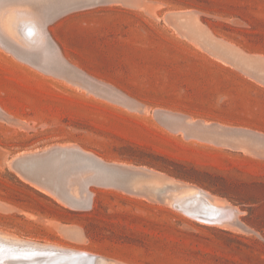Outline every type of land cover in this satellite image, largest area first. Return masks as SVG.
I'll return each instance as SVG.
<instances>
[{
    "label": "rangeland",
    "instance_id": "1",
    "mask_svg": "<svg viewBox=\"0 0 264 264\" xmlns=\"http://www.w3.org/2000/svg\"><path fill=\"white\" fill-rule=\"evenodd\" d=\"M90 1L51 22L34 4L23 6L37 11L22 19L44 23L63 73L0 43V235L112 264H264V77L194 34L264 63V0L61 7ZM4 22L3 35L18 41ZM57 147L137 173L85 186L92 168L63 164ZM45 152L47 161L13 165ZM45 183L55 193L39 186ZM84 191L88 208L59 199ZM195 191L215 198L204 208L224 222L203 224L176 208Z\"/></svg>",
    "mask_w": 264,
    "mask_h": 264
},
{
    "label": "bare ground",
    "instance_id": "2",
    "mask_svg": "<svg viewBox=\"0 0 264 264\" xmlns=\"http://www.w3.org/2000/svg\"><path fill=\"white\" fill-rule=\"evenodd\" d=\"M76 1H78V0H51V1L50 0L49 1L48 0H0V7L4 6V5H9V6L4 7V9L0 11V24L2 22H4V16H5L6 12L9 10L12 12V13H10V18L13 20L12 24L9 23V25L8 24L6 25V22H4L3 29L6 32L11 31L13 36L16 35V37L18 38V41H19V39H22V35L25 34L24 36L26 38H24L22 40L25 41L28 45H30V47L29 46L25 47L20 41L19 42L16 41L15 40L16 38L10 39V37L8 36V33H7V37H8L7 38L6 36L3 35L1 28H0V43L3 46H5L7 49H10L13 53L17 54L18 56H21L26 61H29L35 65H38L39 67L50 68V69H53L54 68L53 66H57L55 69L57 71H60L63 73V70L61 68V61L62 60L59 56L56 55V53L54 52L56 50H53L52 46L48 42L47 36L45 34L44 23L42 21H41L42 22L41 23L40 18L38 17L40 26H37L38 27L37 28L36 27L37 24L35 25L34 23H32V21H29L27 19H22L23 14L27 15V17L33 16V15L38 16V14L36 13L37 11L34 12L35 11V10H33L34 8H32V10H29L27 8L28 10H26V9H24L26 7H23V6H24V4H25V6H27L28 4H34V6H37V9L39 10L38 13L41 14L43 16V18L48 19L51 15H53V13L56 11V9L60 8L61 6L65 5V4L76 2ZM26 3H28V4H26ZM14 5L19 6V7H12ZM10 7H12L14 11ZM31 7H33V6L30 5V9H31ZM48 9L49 10L51 9V11H49ZM53 9L55 10L54 12H52ZM43 10L45 12H42ZM6 27L8 28V31L6 30ZM26 28H29V30H26L23 33L24 29H26ZM195 33L196 32L194 31V34ZM36 34L38 36L36 41H35L36 43H38L37 45L34 44V39L36 37ZM196 35H197V33H196ZM195 40H196V38H195ZM32 43L35 46H33ZM241 144H243V143H241ZM247 145H248V147L254 146V145H251L250 143H248ZM254 147H256V146H254ZM28 176H30V175H28ZM27 179H30V178H27ZM31 180L34 183H36L34 181V179H31ZM36 184L38 185V183H36ZM39 186L44 188V189L49 190L47 188V186L44 184H39ZM195 192L196 193L190 192L191 194L180 197L178 200V203L176 205V208L179 209L181 212H183L185 215L189 216L191 219L196 220L198 222H201L203 224H210V225L215 224V225H217L219 223L224 222L223 221L224 218L223 219H220L218 217L215 218L212 215L213 218L208 219V218L203 217L204 215L199 214V213H201L200 211H202V210L206 211V209L204 207L211 202L214 203L215 198L213 197L214 198L213 199L212 196H210L206 192L205 193L204 192L199 193L197 191H195ZM168 203H170V202H168ZM193 204H196V206L193 207ZM189 208H192V210H189ZM213 212H214V209H213ZM228 212H230V211H228ZM225 217L228 218L227 215H225ZM233 219H235V218H233ZM225 220H226V218H225ZM229 220H230V217H229ZM230 221H232V220H230ZM233 222H235V221H233ZM19 244L20 245L31 244L34 246V248H38L40 250H44L47 248H54L58 251L70 252V253H72V255H75V256H78L80 254H89V253H86L83 251L73 250V249L65 248V247L58 246V245H53V244H38V245H36V243H30V242H26V241H22V240H17V239H8V238L0 235V250L2 249L3 245L4 246L5 245L14 246V245H19ZM6 254L7 253H4V256ZM75 256H73V257H75ZM92 256H95V255H92ZM73 257H70L71 262L73 261L72 259H74ZM7 258H9V259L5 260V261H3L5 259L4 257L2 259H0V264H18V262H19V260L15 256H8V257H6V259ZM50 264H52V263H50ZM96 264H106V262L103 258H99L97 260Z\"/></svg>",
    "mask_w": 264,
    "mask_h": 264
},
{
    "label": "water",
    "instance_id": "3",
    "mask_svg": "<svg viewBox=\"0 0 264 264\" xmlns=\"http://www.w3.org/2000/svg\"><path fill=\"white\" fill-rule=\"evenodd\" d=\"M92 4L94 3L90 1L86 4L79 3L75 5L72 4L70 6H65L63 8L62 7L58 8L53 13V15H51L48 18V21L51 22L57 17L64 15L65 13H68L71 10L81 8L84 6H89ZM26 30H29V28L24 29L23 33ZM24 35H22V39L26 38ZM158 113L159 115H163V117L170 116L169 113L168 114L160 113V112ZM172 116L174 117L175 115H172ZM52 150L58 152L57 157L61 158V161L63 164H67V165L70 164V166L72 167L71 163H77V165H73V166H75L78 169L86 168V167L92 168L91 170L93 173H91L92 175H90L89 179H87V181L85 182V186H88L89 184L110 185V182H112L111 180L112 177H114L117 172L125 173V175L137 173V170L134 171L127 167L105 164L101 162L99 159H97L96 157L90 154L84 153L76 147H63V148L57 147V148H53ZM50 152H45L42 154H34V155H24L20 158H16L13 161V165H20L22 164L24 160H31L34 157L42 158L44 161L45 160L47 161L46 158L48 157L47 155H49ZM37 156H40V157H37ZM41 156H44V157H41ZM55 157L52 156L50 158L53 159ZM47 188L50 191H52V193H55V191L52 190V188L50 189L49 186H47ZM84 193H85L84 195L80 194L78 198L67 194V195H64L65 198L63 197L62 199L61 198L59 199L60 201H62L63 203L69 206L77 205L83 208H88L91 202V193L86 192V191H84ZM200 212L201 213L199 214L204 215L203 217L205 218H208V219L213 218L212 214H209L208 211L202 210ZM219 216L220 215H218L217 213L214 214L215 218ZM4 253H7V254L4 256ZM8 256H15L19 260L18 264H50V263L52 264H96L97 258L99 257V256H92L90 254H80L78 256H75V255H72V253L70 252L58 251L54 248H47L44 250H40L38 248H34V246L31 244H28V245L19 244V245H14V246H10V245L4 246L3 245L2 249L0 250V259L4 257L5 259L3 261L8 260L9 258L6 259V257ZM70 257L74 258L72 259L73 260L72 262H71ZM104 260L108 262L109 264H112L109 260L105 258Z\"/></svg>",
    "mask_w": 264,
    "mask_h": 264
},
{
    "label": "crops",
    "instance_id": "4",
    "mask_svg": "<svg viewBox=\"0 0 264 264\" xmlns=\"http://www.w3.org/2000/svg\"><path fill=\"white\" fill-rule=\"evenodd\" d=\"M179 31L183 32L184 36L190 38L195 44L202 46L199 43H197L193 39L192 36L189 35L190 33L188 31H184L181 29H179ZM195 32L197 33V35H199L203 39L209 40L210 43L216 44V45H211V47H210L211 50L216 51L218 54H220L222 57H225L226 59H232L235 63H239V64L243 63V64H248V65H250V64L253 65L254 68L258 69L259 73L264 77V63L263 62H260V61L254 62L251 59H245L240 53L233 50L232 48H229L226 45H223L222 43H220L218 41H215V39L212 38L211 36H209L208 34H204V33L200 32L199 30L195 31Z\"/></svg>",
    "mask_w": 264,
    "mask_h": 264
}]
</instances>
